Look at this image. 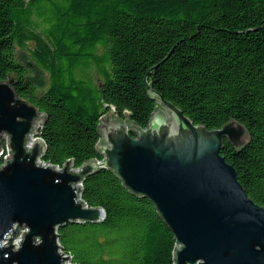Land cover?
<instances>
[{
	"label": "trees",
	"instance_id": "obj_1",
	"mask_svg": "<svg viewBox=\"0 0 264 264\" xmlns=\"http://www.w3.org/2000/svg\"><path fill=\"white\" fill-rule=\"evenodd\" d=\"M155 66L149 86L194 125L216 130L231 119L247 130L242 151L224 141L220 156L264 207V0H0V81L13 75L17 96L44 115V164L101 160V98L146 128ZM81 189L104 220L59 228L72 264H173L176 242L147 199L104 169Z\"/></svg>",
	"mask_w": 264,
	"mask_h": 264
},
{
	"label": "water",
	"instance_id": "obj_2",
	"mask_svg": "<svg viewBox=\"0 0 264 264\" xmlns=\"http://www.w3.org/2000/svg\"><path fill=\"white\" fill-rule=\"evenodd\" d=\"M157 66L145 77L155 101L147 127L129 122L125 108L121 121L101 98L94 147L101 160L74 170L72 161L62 169L42 162L44 115L17 96L13 75L0 81V156L8 154L0 165V264H72L58 230L104 220L101 208L81 201L85 178L99 169L153 205L176 242L173 264H264V207L247 197L220 156L224 141L242 151L247 130L231 119L216 130L194 125L149 86Z\"/></svg>",
	"mask_w": 264,
	"mask_h": 264
},
{
	"label": "rangeland",
	"instance_id": "obj_3",
	"mask_svg": "<svg viewBox=\"0 0 264 264\" xmlns=\"http://www.w3.org/2000/svg\"><path fill=\"white\" fill-rule=\"evenodd\" d=\"M17 58H18V60L19 61H21L22 63H24L25 65H28L29 63V66L31 65V61L29 60V58H28V55L26 54V53H22V52H19V53H17ZM30 67H32V66H30ZM82 76H80V75H78V78H81ZM36 79H37V82L38 83H40L41 81H40V77H39V75H38V77H36ZM5 146V145H4ZM4 146H3V148H4ZM5 151V150H4ZM5 153V152H4ZM6 154V153H5ZM0 159H3V160H5L4 159V155H1L0 156ZM3 160H1V161H3ZM2 163V162H1Z\"/></svg>",
	"mask_w": 264,
	"mask_h": 264
},
{
	"label": "built area",
	"instance_id": "obj_4",
	"mask_svg": "<svg viewBox=\"0 0 264 264\" xmlns=\"http://www.w3.org/2000/svg\"><path fill=\"white\" fill-rule=\"evenodd\" d=\"M4 152H5L6 154H5ZM4 152H2L1 155H4V159L6 160V159L8 158V154H7L6 151H4ZM1 160H3V159H0V165L4 164V161H5V160H3V161H1ZM1 162H2V163H1ZM57 169H58V168H57ZM72 170H74V168H73Z\"/></svg>",
	"mask_w": 264,
	"mask_h": 264
}]
</instances>
